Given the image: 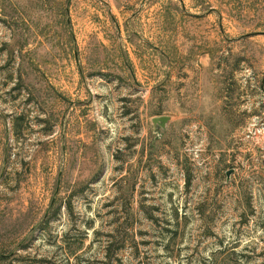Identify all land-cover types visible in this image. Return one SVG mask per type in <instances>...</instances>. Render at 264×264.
<instances>
[{
    "label": "rangeland",
    "instance_id": "obj_1",
    "mask_svg": "<svg viewBox=\"0 0 264 264\" xmlns=\"http://www.w3.org/2000/svg\"><path fill=\"white\" fill-rule=\"evenodd\" d=\"M0 264H264V0H0Z\"/></svg>",
    "mask_w": 264,
    "mask_h": 264
},
{
    "label": "water",
    "instance_id": "obj_2",
    "mask_svg": "<svg viewBox=\"0 0 264 264\" xmlns=\"http://www.w3.org/2000/svg\"><path fill=\"white\" fill-rule=\"evenodd\" d=\"M169 119L170 118L168 116H157L153 118V122L160 124L162 127H165Z\"/></svg>",
    "mask_w": 264,
    "mask_h": 264
}]
</instances>
